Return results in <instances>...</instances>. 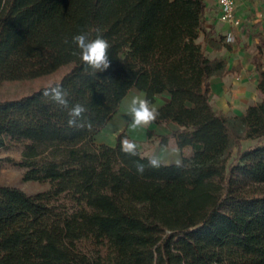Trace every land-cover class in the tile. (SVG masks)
<instances>
[{
    "label": "trees",
    "instance_id": "obj_1",
    "mask_svg": "<svg viewBox=\"0 0 264 264\" xmlns=\"http://www.w3.org/2000/svg\"><path fill=\"white\" fill-rule=\"evenodd\" d=\"M205 7L204 0H0V84L36 75L10 67L57 30L97 29L111 61L99 72L74 57L50 84L67 92L69 108L87 109L84 127L68 125V109L43 95L49 85L0 101V149L12 140L32 144L21 160H0V169L48 162L49 180L34 194L0 185V264H264V32L250 35L260 100L226 116L209 101V80L229 71L205 54L206 46L222 47L203 28ZM132 88L151 104L168 94L152 123L177 129L147 131V140L190 150L179 166L152 168L138 149L123 152L124 132L114 146L95 142ZM244 141L254 144L242 148Z\"/></svg>",
    "mask_w": 264,
    "mask_h": 264
},
{
    "label": "crops",
    "instance_id": "obj_2",
    "mask_svg": "<svg viewBox=\"0 0 264 264\" xmlns=\"http://www.w3.org/2000/svg\"><path fill=\"white\" fill-rule=\"evenodd\" d=\"M206 7L203 28L208 35L218 41L221 39L222 47L213 50L205 47V54L209 59H223L229 71L224 77H212L209 80V101L212 107L225 114L234 116L243 113L247 107L260 100L256 89V74L253 71L252 57L256 52L257 40L250 35L264 32V0H238L236 14L240 26L233 27L218 20V7L215 0H204ZM231 33L233 42L227 43L225 36ZM197 43L203 45V34L200 33ZM264 61V59H263ZM145 94L132 88L122 99L119 109L109 120L107 125L95 136L97 144L114 146L117 135L124 132L125 138L134 142L137 149L147 158L159 157L161 164L172 165L183 157H189L190 150L180 152L171 142L166 149L159 147L157 140H147V131H152L155 136H164L177 129L173 124L167 126L150 123L138 128L132 127V117L128 107L133 96ZM168 101V94L163 93L155 98L152 105L158 109ZM124 138V139H125ZM146 147L145 149L143 147Z\"/></svg>",
    "mask_w": 264,
    "mask_h": 264
},
{
    "label": "rangeland",
    "instance_id": "obj_3",
    "mask_svg": "<svg viewBox=\"0 0 264 264\" xmlns=\"http://www.w3.org/2000/svg\"><path fill=\"white\" fill-rule=\"evenodd\" d=\"M81 33L86 34L91 41L98 36L99 31L88 29L77 33H67L57 30L47 39L34 44L30 48L27 62L20 66H11L10 70L14 73L36 75L20 81L0 84V101L18 99L40 87L60 81L72 67L70 60L81 57L80 49L73 42V37ZM253 144L254 141H244L242 148ZM31 148L30 141L12 140L6 147L0 149V160L11 158L19 161ZM47 165L48 162H42L35 168L24 169L3 162L0 169V185L18 187L28 194L44 191L49 186V180L44 176ZM66 166V162L59 163L61 168Z\"/></svg>",
    "mask_w": 264,
    "mask_h": 264
},
{
    "label": "clouds",
    "instance_id": "obj_4",
    "mask_svg": "<svg viewBox=\"0 0 264 264\" xmlns=\"http://www.w3.org/2000/svg\"><path fill=\"white\" fill-rule=\"evenodd\" d=\"M73 42L80 49L81 59L85 64L93 69L94 71L105 72L111 66V61L108 58L107 50L109 44L105 39L96 38L89 41L87 35L84 33L75 35L73 37ZM45 97H50L52 101L60 105L63 108L68 109V125L75 127H84L85 124L79 121L83 120V114L87 109L77 103L69 108V102L67 99V92L59 85H49L43 92ZM128 113L132 117V127L138 128L142 126H147L154 122L159 116V112L154 105L143 95L133 96L129 107ZM89 128L90 124L87 125ZM122 151L130 154L136 155L137 145L125 138L121 142ZM177 166H179L180 161H176ZM149 166L152 168H159L161 166L160 158L153 157L149 159ZM136 170L138 173L142 174L145 171V166L143 164L137 163Z\"/></svg>",
    "mask_w": 264,
    "mask_h": 264
},
{
    "label": "built area",
    "instance_id": "obj_5",
    "mask_svg": "<svg viewBox=\"0 0 264 264\" xmlns=\"http://www.w3.org/2000/svg\"><path fill=\"white\" fill-rule=\"evenodd\" d=\"M238 0H215L218 7V20L233 27L240 26V20L236 14V4ZM227 43L233 42V36L228 33L225 36Z\"/></svg>",
    "mask_w": 264,
    "mask_h": 264
}]
</instances>
